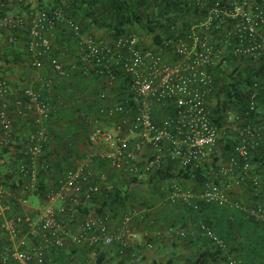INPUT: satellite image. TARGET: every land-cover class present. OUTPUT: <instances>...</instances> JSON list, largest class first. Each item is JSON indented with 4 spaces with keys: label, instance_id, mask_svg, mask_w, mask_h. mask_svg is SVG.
Here are the masks:
<instances>
[{
    "label": "built area",
    "instance_id": "2783aa9c",
    "mask_svg": "<svg viewBox=\"0 0 264 264\" xmlns=\"http://www.w3.org/2000/svg\"><path fill=\"white\" fill-rule=\"evenodd\" d=\"M194 1L205 9L203 16L194 20L185 32L165 39L155 50L145 49L136 33L121 35L111 44L84 34L80 25L67 18L61 7L12 10L13 6L27 0H0V30L26 27L27 49L34 69L41 70L49 61L61 77L70 76L82 66L105 76L107 82L98 98L114 100L110 105L99 107L94 121L118 118L120 128L111 131L98 125L90 132L89 140L110 144L112 149L101 156L107 158L112 167L125 163L132 175L141 170L148 174L167 160L182 167H200L222 156L220 139L223 135L229 136L233 139L232 151L225 161H222L224 158L219 161L201 191L176 187L169 198H182L196 208L193 199L198 198L242 207L241 201L231 199L230 191L246 184L247 180L240 173L250 171L251 152L262 149L264 153V106L260 101L264 80L254 85L243 110L228 111L223 125H217L211 118L209 95L213 92L216 68L226 70L242 58L256 61L264 56V5L258 0ZM62 25L76 37L75 55L69 62L63 60L67 51L53 56L54 46L49 35ZM15 40L10 33L9 41ZM167 48H171L174 62L167 61L164 54ZM118 70L124 72L125 82L121 91L114 94L112 89L118 83ZM42 86L50 90L52 81L47 79ZM40 90L26 86L21 92L7 78L0 77V157L15 143L10 99H14L19 114L33 121L34 130L26 138L23 158L17 162V171L25 180L24 193L38 190L43 167L41 157L49 139L52 106ZM156 105L167 107L169 114L159 119ZM145 146L151 153L143 159ZM94 176L89 157L78 161L67 170L58 188L48 195L37 218L7 217L8 190L0 181V220L8 241V247L0 253V264H50L51 247L65 248L68 244L92 247L117 243L121 254L131 248L138 234L130 228V216L125 218V226L119 233L111 231L107 214H84L75 226L63 220L65 216L74 218L81 206L101 192L107 177L99 176L101 184ZM259 183L257 176L252 178V184ZM57 201L60 206H56ZM262 201L256 208L246 209L264 218V194ZM20 202L26 206L29 199L21 197ZM200 230L226 251L225 241L214 229L201 224ZM175 231L183 238L189 233L183 229ZM146 246L153 248V243L146 242ZM226 264H243V260L228 254Z\"/></svg>",
    "mask_w": 264,
    "mask_h": 264
},
{
    "label": "trees",
    "instance_id": "16d2710c",
    "mask_svg": "<svg viewBox=\"0 0 264 264\" xmlns=\"http://www.w3.org/2000/svg\"><path fill=\"white\" fill-rule=\"evenodd\" d=\"M258 1L264 5V0ZM21 3L18 9H15L18 12H24L31 8L61 7L67 18L74 19L80 25L83 33H89L99 40H104V43L111 44L121 35L136 33L143 38L144 41H141V45L145 49L156 46L158 43L161 44L166 37H172L177 32H185L194 20L203 16L205 11L194 0H27L26 3ZM12 32L16 37L14 42L9 41V34L7 35L5 30H0L1 45L5 46L0 48V77L7 78L10 71L16 72L18 69H24L26 78L22 77V80L27 82L32 79L31 76L37 70L29 63L27 50L24 48L27 30L26 27L16 28ZM55 32L57 39L52 40L53 56L59 55L57 48L62 49L67 51L63 60L69 62L70 59L66 60L67 57H74L76 51L75 33L63 25L54 30ZM20 41L24 47L20 46ZM40 71L45 75L53 73L58 78L50 91L47 90L42 95L54 106L49 121L51 138L48 139L41 157L43 167L40 170L37 187L43 202H46L50 187L58 188L59 181L65 177L73 162L86 155L87 150L84 146L89 145V135L93 128L92 122H94V115L98 113L100 105L98 93L107 81L104 75H100L92 69H85L83 66L70 76L61 77L54 71L49 61H46ZM117 76L118 85L115 88L119 93L125 82V74L118 70ZM213 76V92L209 95L211 118L217 125H223L228 118V111L231 109L243 110L254 85L264 80V56L256 61L242 58L240 61L234 62L233 68L226 70L216 68L213 71ZM260 101L264 106L263 91L260 93ZM64 119L67 120L66 126L62 124ZM30 120L33 123L31 118ZM25 142L26 138L18 144L15 134L14 145L3 151L0 157V181L4 184H6L4 177L6 176L8 181L13 172L6 167V156L14 149L15 159L18 161L17 152L20 158H23L22 151ZM220 147L222 156L215 157L213 161L203 166L182 167L174 161H169L168 165L163 164L145 177L126 178V188L118 184L113 190L102 188L101 192L95 195L89 203L80 207V213H76L74 217L77 220H74L72 225L79 224L83 215L90 213L92 207L96 209L97 214H107L112 217H119L144 206L155 207L158 211L170 216L172 214L170 212V209L172 210L169 201L170 194L176 187L195 192L201 191L210 175L217 168L219 161L223 158L222 161H225L232 151L233 139L223 135L220 139ZM15 171L19 174L16 169ZM240 175H243L247 182L232 189L230 196L232 200L241 201L242 207H236L233 204L219 205L198 198L193 199V202L197 204L196 208L184 201V210L181 213L184 218L195 223V230L200 235L194 239L190 237V233L185 238L176 234L179 239L197 246V251L193 254L189 264H226L228 254L241 258L243 264H264V218H258L246 209V207L254 209L258 204L263 203L264 153L262 149H255L251 152L250 171H243ZM255 176L259 179V185L252 184V178ZM19 177L6 188L7 190L8 187L11 188L8 192L16 191L17 195L19 193V199L15 200L13 205L15 211L17 209L22 212L23 204L20 202V198L30 199V193L23 192L25 180ZM136 184H143V187L137 188ZM143 188L153 195V199L154 196H157L158 199L142 198L140 191H143ZM155 200H159L160 203ZM5 203L7 205V198ZM156 203L161 205L156 207ZM8 210L7 208L6 212ZM150 213L148 216L132 217L130 225L132 223V227L145 226ZM17 215L26 214L23 212L7 213V217ZM170 224L162 226V228H166ZM201 224H206L215 230L225 241L226 251L215 245L201 232ZM2 230L1 219L0 231ZM7 247L8 241L1 239L0 253ZM104 247L100 245L85 247L75 244H68L66 248L51 247L50 264H57L53 258L57 252L59 253L58 259L61 254L66 252L78 255L77 261L69 262V264H106L108 261ZM80 248L93 251L94 261L92 259L88 261V257L80 256ZM88 250L87 252H89ZM119 254L121 253L119 252ZM169 261L174 263L172 259ZM154 264L162 263L156 261Z\"/></svg>",
    "mask_w": 264,
    "mask_h": 264
},
{
    "label": "crops",
    "instance_id": "0c3cea01",
    "mask_svg": "<svg viewBox=\"0 0 264 264\" xmlns=\"http://www.w3.org/2000/svg\"><path fill=\"white\" fill-rule=\"evenodd\" d=\"M14 11H17V10H14ZM11 33L13 34L12 31ZM84 34H87V33H84ZM49 35L52 40H54V38L57 39L56 32L55 33L52 32ZM140 38H141V41H144L142 37ZM25 39H26L25 47L24 45L22 47H24L28 52V49H27L28 35H26ZM158 46H159V43L156 46H151L146 49L155 50L158 48ZM56 50L58 51V54H61L63 51L62 49H59V48H57ZM164 54L167 57L168 62L175 61V57L171 53V48H167L166 50H164ZM64 56H66V54H64ZM69 59L71 61L73 60V57H69ZM9 74L13 76V77H10L11 80H14L13 85L15 84L16 86H18V88L21 87L20 88L21 90H23L26 86H28L25 84L24 86H22L18 83V81L22 80V77L26 78V75H25L26 73L24 69H18L17 72L10 71ZM33 87L36 89L40 88L41 90H43L42 95L45 91L47 90L50 91L48 88L43 89V87L41 86H37V87L33 86ZM116 90H117L116 88H113L112 92L114 94H117L118 91ZM113 100H114L113 98H107L105 100L99 99L100 105L98 106V108L103 104L110 105L113 102ZM10 101L12 102V104L10 102V106L12 108L11 110L13 111L14 130H15V134L17 135V143L20 144V142L23 141L25 138H27V136L34 130V126L28 116L19 114L17 112V107L15 106V104H13L14 99L12 98L10 99ZM48 103H50V105L54 109V106L51 104V102L48 101ZM168 111L169 109L167 107H164V105L155 106V112L157 113V117L159 119H163L165 116H167V114H169ZM66 121H67L66 119L62 121V124L64 126H66L67 124ZM98 125L107 130H111V131H116L120 128L118 118H105L103 120L99 119L98 122L94 121L92 122V126H93L92 130H94V128L97 127ZM49 132H50V128H49V123H48V135H49V140H50L51 136ZM84 147H85V150H87L86 155L80 158H77V160L73 162L72 167L75 166L77 162L80 161L81 159L89 157L91 159V167L95 175L94 179L97 182H101L99 179L100 175L104 174L107 177V180L103 184L101 182L103 189L113 190L116 184L120 185L121 187L123 186L124 188H126L127 187L126 178L147 176V173L143 172V170H141L139 174L137 175H134V174L132 175L131 173H129V171H127L128 167H127V164L125 163L121 167H118V168L112 167V165L109 163V160L107 158H102L101 156V154L104 153L105 151L112 149L110 148V144L107 142H104V141L92 142L89 140V145L84 146ZM145 148L146 149L141 155L143 159H146L151 153V149L148 146L147 147L145 146ZM17 158L18 160L21 159L18 152H17ZM168 163L169 161L167 160L165 161L164 164L168 165ZM52 187H50V189L48 190L49 191L48 195L55 190ZM136 187L142 188L143 184L142 185L136 184ZM140 192H141L142 198L144 199H147V200H149V198H151L152 200H154L155 198L158 199L157 196H154L155 198L153 199L152 198L153 195H150L148 191L144 190V188H143V191H140ZM29 193H30L29 200L31 201L28 205L22 206V212L26 215H29L35 218L38 216L40 207L45 202H43V198L42 196H40V193L38 191L34 193L33 192H29ZM6 198H7V208L9 209L7 213H15V212L22 213L21 211H18L17 209L15 211L14 205H13L15 200L19 199V193L17 195L16 191L8 192ZM155 201L158 202L159 200L158 201L155 200ZM169 201L172 207V210L170 209V212H172L170 216H168L167 213L164 214L163 212L158 211L157 208L155 207L149 208L147 206L133 209L131 212L124 213L123 215L119 217H112L111 215H109L110 217L109 225H110L111 231H113L114 233H119L123 230L125 226L124 220L127 216H130L131 218L132 217L134 218L135 216H137L139 218V216L143 217L144 215H146L147 212L148 213L151 212L148 217L149 220L146 221L145 226L136 225L132 227L133 224L131 223L130 225V222H129L130 228L137 232L138 238H137V241L133 242V246L129 248L128 250H126L124 254H119L117 243L113 244L112 246L104 247L106 256H107V261H108L106 264H154L156 261L160 263L162 259L161 258L159 259V257L165 254H169L170 256L175 257L174 263L176 262V264L179 262L180 264H189L190 259H192L193 257V254L196 253L197 251V246L186 243L185 240L179 239V237L176 235L177 233L175 230L184 229L188 231L191 234L190 237L194 239L198 238V236L200 235L195 230V223H193V221L191 220L184 218L183 214L181 213L184 210L183 209L184 200L182 198H177L175 200L170 199ZM158 203H156L157 205L156 207L161 205ZM55 204L56 206H60L61 203L60 201H57ZM90 213H97V211L96 209H94V207H92V210H90ZM148 213L146 216H148ZM63 220L67 221V224L70 225V224H73L74 220H77V218H71V217L65 216ZM168 224L170 225L167 226L166 228H162V226L164 227ZM191 238L190 240H193ZM148 241L153 243V248H149L146 246V242ZM87 250H88L87 248H84V249L80 248L79 255L88 257L89 259L87 260L89 261L91 256L94 255V253L93 251H90V250H88L89 252H87ZM58 256H59L58 252L57 254L53 256L54 261L57 264H69V262H75L78 259L76 258L78 255H73L72 253H69V252L61 254L59 259H58Z\"/></svg>",
    "mask_w": 264,
    "mask_h": 264
},
{
    "label": "rangeland",
    "instance_id": "374dc122",
    "mask_svg": "<svg viewBox=\"0 0 264 264\" xmlns=\"http://www.w3.org/2000/svg\"><path fill=\"white\" fill-rule=\"evenodd\" d=\"M21 8V7H20ZM13 9H18V6H13V8H12V10ZM13 30V29H12ZM11 30V31H12ZM11 31H7L6 32V34L8 35V34H10L11 33ZM2 41V40H1ZM19 44H20V46L22 47L23 45H22V42L20 41L19 42ZM1 47H5V46H3V45H1V43H0V48ZM27 56H28V58H29V61H30V54L27 52ZM26 56V57H27ZM68 58L69 57H67V59L66 60H68ZM31 64V63H30ZM36 72L34 73V75L33 76H31L32 77V79H29L27 82H24L23 80H21V81H18V83L20 84V85H22V86H24V84L25 85H28V86H41V87H43L42 86V83H43V81H46L47 79H50L51 81H52V86L51 87H53V85H54V82H55V80H58V78H56V76L53 74V73H50V74H44L42 71H40V70H35ZM40 71V72H39ZM17 72V71H16ZM10 77H13L11 74H8V77H7V79H8V81L13 85V82H14V80H11L10 79ZM14 86H16L15 84H14ZM16 87H18V86H16ZM21 88V87H20ZM43 89H44V87H43ZM41 92L43 91V90H40ZM45 100H47L46 98H45ZM11 102V101H10ZM11 104H12V102H11ZM15 113V112H14ZM95 116V115H94ZM12 152L11 153H8L7 154V156H6V160H5V164H6V167L7 168H10L11 170H13V172H12V177L9 179L8 178V181H7V177L5 176L4 178H5V181H6V187L7 186H9L10 185V183H12V181H14L15 179H17L18 178V176H20V174H17V172L15 171V169L17 170V160L15 159V152H13L14 151V149H12L11 150ZM18 180V179H17ZM9 182V184H7ZM8 190H11V188L10 187H8ZM31 201V200H30ZM30 201H29V203H30ZM3 229V228H2ZM7 240V234H6V232L4 231V229L2 230V231H0V240ZM172 257V258H171ZM162 259L161 260V263L162 264H170L171 262L169 261L170 259H172V260H174V258L175 257H173V256H170L169 254H165V255H163V256H160L159 257V259ZM93 260L94 261V257H92L91 256V258H90V260ZM175 261V260H174ZM177 261V260H176ZM171 264H176V262L175 263H171ZM177 264H180V262L179 263H177Z\"/></svg>",
    "mask_w": 264,
    "mask_h": 264
}]
</instances>
